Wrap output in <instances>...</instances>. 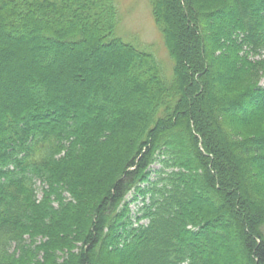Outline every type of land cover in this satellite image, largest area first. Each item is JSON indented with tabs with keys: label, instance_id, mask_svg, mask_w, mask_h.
Returning <instances> with one entry per match:
<instances>
[{
	"label": "trees",
	"instance_id": "obj_1",
	"mask_svg": "<svg viewBox=\"0 0 264 264\" xmlns=\"http://www.w3.org/2000/svg\"><path fill=\"white\" fill-rule=\"evenodd\" d=\"M149 2L172 74L118 0H0V264H264V0Z\"/></svg>",
	"mask_w": 264,
	"mask_h": 264
},
{
	"label": "rangeland",
	"instance_id": "obj_2",
	"mask_svg": "<svg viewBox=\"0 0 264 264\" xmlns=\"http://www.w3.org/2000/svg\"><path fill=\"white\" fill-rule=\"evenodd\" d=\"M119 9L122 12V26H120V31L122 36L133 37L135 40H141L148 44H153L158 46L160 49V56L167 57L168 53L165 47V43L163 37L157 28L153 16L152 10L150 6L149 0H118ZM216 22L212 21L210 23ZM168 61L171 66V74L173 73V62L171 61L168 55ZM166 70V69H165ZM261 84H264V79H262ZM159 165H154L153 169H159ZM37 188L40 190L41 197V184H37ZM134 197V193L128 196V201H132ZM142 202L131 203L130 209L132 211V216L135 218L138 215V210L141 208ZM148 221H143V224H147ZM227 253L233 256H236L234 252H232V247L225 246ZM221 252V251H220ZM219 252V253H220ZM58 255V253H57ZM59 263H63L65 258H67L66 252L61 253ZM232 258V259H233ZM217 260L215 261V263ZM223 264H227L226 262Z\"/></svg>",
	"mask_w": 264,
	"mask_h": 264
}]
</instances>
